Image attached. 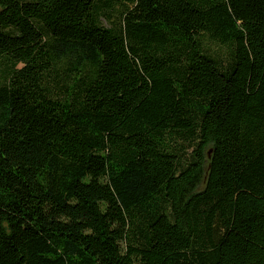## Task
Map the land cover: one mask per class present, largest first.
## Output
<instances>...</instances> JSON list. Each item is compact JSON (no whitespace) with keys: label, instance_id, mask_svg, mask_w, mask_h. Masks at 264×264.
<instances>
[{"label":"trees","instance_id":"1","mask_svg":"<svg viewBox=\"0 0 264 264\" xmlns=\"http://www.w3.org/2000/svg\"><path fill=\"white\" fill-rule=\"evenodd\" d=\"M0 264H264V0H0Z\"/></svg>","mask_w":264,"mask_h":264},{"label":"rangeland","instance_id":"2","mask_svg":"<svg viewBox=\"0 0 264 264\" xmlns=\"http://www.w3.org/2000/svg\"><path fill=\"white\" fill-rule=\"evenodd\" d=\"M25 1H30V0H25ZM118 21V14H114L112 23L111 24H106V26H114L117 24ZM206 49L208 50L209 53L217 57L219 60L222 62L226 63V61L229 60L230 58V49L226 46L218 45L216 43L210 42V41H205L204 42Z\"/></svg>","mask_w":264,"mask_h":264},{"label":"water","instance_id":"3","mask_svg":"<svg viewBox=\"0 0 264 264\" xmlns=\"http://www.w3.org/2000/svg\"><path fill=\"white\" fill-rule=\"evenodd\" d=\"M208 157H210V152H209V154H208Z\"/></svg>","mask_w":264,"mask_h":264}]
</instances>
